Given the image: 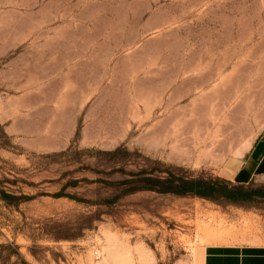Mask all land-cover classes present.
I'll return each mask as SVG.
<instances>
[{"label": "rangeland", "instance_id": "obj_1", "mask_svg": "<svg viewBox=\"0 0 264 264\" xmlns=\"http://www.w3.org/2000/svg\"><path fill=\"white\" fill-rule=\"evenodd\" d=\"M263 124L264 0H0V189L19 197L0 200V264L264 243V197L150 190L219 184L213 160Z\"/></svg>", "mask_w": 264, "mask_h": 264}, {"label": "crops", "instance_id": "obj_2", "mask_svg": "<svg viewBox=\"0 0 264 264\" xmlns=\"http://www.w3.org/2000/svg\"><path fill=\"white\" fill-rule=\"evenodd\" d=\"M213 165L220 178L235 185L264 181V124L241 156L228 152L214 159ZM201 248L202 264H264V243L209 244Z\"/></svg>", "mask_w": 264, "mask_h": 264}, {"label": "trees", "instance_id": "obj_3", "mask_svg": "<svg viewBox=\"0 0 264 264\" xmlns=\"http://www.w3.org/2000/svg\"><path fill=\"white\" fill-rule=\"evenodd\" d=\"M220 183L206 179H158L161 189H150L157 193H170L178 196H195L207 200L224 199L229 203H236L239 200H251L253 197H264L261 189H253L252 183L249 185H235L222 178ZM166 184V185H165ZM19 199L8 194L4 189H0V200L7 206L10 200ZM29 200L27 197H20V200Z\"/></svg>", "mask_w": 264, "mask_h": 264}, {"label": "bare ground", "instance_id": "obj_4", "mask_svg": "<svg viewBox=\"0 0 264 264\" xmlns=\"http://www.w3.org/2000/svg\"><path fill=\"white\" fill-rule=\"evenodd\" d=\"M214 138H215V137H213V138L211 139V141H212V146H213V147H215V146H216V145H215ZM174 139H175V138H174ZM179 141H180V140H179ZM176 142H177V141H176ZM223 145H224V144H223ZM177 148H178V147H177Z\"/></svg>", "mask_w": 264, "mask_h": 264}, {"label": "built area", "instance_id": "obj_5", "mask_svg": "<svg viewBox=\"0 0 264 264\" xmlns=\"http://www.w3.org/2000/svg\"><path fill=\"white\" fill-rule=\"evenodd\" d=\"M96 255H97V253H96Z\"/></svg>", "mask_w": 264, "mask_h": 264}]
</instances>
